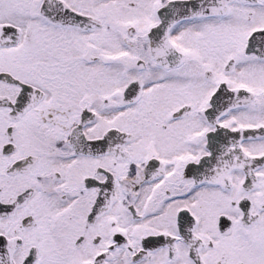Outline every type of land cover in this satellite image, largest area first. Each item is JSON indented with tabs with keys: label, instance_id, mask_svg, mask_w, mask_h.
Segmentation results:
<instances>
[{
	"label": "snow or ice",
	"instance_id": "obj_1",
	"mask_svg": "<svg viewBox=\"0 0 264 264\" xmlns=\"http://www.w3.org/2000/svg\"><path fill=\"white\" fill-rule=\"evenodd\" d=\"M0 264H264V0H0Z\"/></svg>",
	"mask_w": 264,
	"mask_h": 264
}]
</instances>
